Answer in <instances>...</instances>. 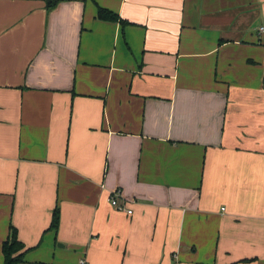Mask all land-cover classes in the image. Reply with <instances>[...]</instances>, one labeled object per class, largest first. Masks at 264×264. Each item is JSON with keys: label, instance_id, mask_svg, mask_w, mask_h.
Masks as SVG:
<instances>
[{"label": "crops", "instance_id": "0c3cea01", "mask_svg": "<svg viewBox=\"0 0 264 264\" xmlns=\"http://www.w3.org/2000/svg\"><path fill=\"white\" fill-rule=\"evenodd\" d=\"M263 25L264 0H0V264L10 225L18 264H264Z\"/></svg>", "mask_w": 264, "mask_h": 264}, {"label": "trees", "instance_id": "16d2710c", "mask_svg": "<svg viewBox=\"0 0 264 264\" xmlns=\"http://www.w3.org/2000/svg\"><path fill=\"white\" fill-rule=\"evenodd\" d=\"M46 4V8L50 9L54 7L60 0H44ZM98 17L104 20H111V21H120L124 23L125 20L122 19L117 13L99 7L98 8ZM59 218H60V211L58 206L53 209L51 222L49 225L48 230H53L56 232L59 226ZM29 249H25L24 244L18 239L16 229L10 225L9 227V235L3 241L1 251L3 254V264H18L23 260L24 254Z\"/></svg>", "mask_w": 264, "mask_h": 264}, {"label": "built area", "instance_id": "2783aa9c", "mask_svg": "<svg viewBox=\"0 0 264 264\" xmlns=\"http://www.w3.org/2000/svg\"><path fill=\"white\" fill-rule=\"evenodd\" d=\"M260 30L261 31L264 30V25L262 27H260ZM118 199H119V190L116 189L115 191H113L110 194V197H109V201H110L111 205L113 207H115L117 210H123V211H126L127 213L130 214L132 212V210L129 208H126V206L124 204L120 203ZM80 263L84 264L85 263L84 259H81Z\"/></svg>", "mask_w": 264, "mask_h": 264}]
</instances>
